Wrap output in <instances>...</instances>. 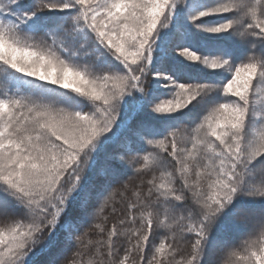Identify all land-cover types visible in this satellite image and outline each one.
Wrapping results in <instances>:
<instances>
[{
	"label": "snow or ice",
	"instance_id": "6c2138e0",
	"mask_svg": "<svg viewBox=\"0 0 264 264\" xmlns=\"http://www.w3.org/2000/svg\"><path fill=\"white\" fill-rule=\"evenodd\" d=\"M0 264H264V0H0Z\"/></svg>",
	"mask_w": 264,
	"mask_h": 264
}]
</instances>
